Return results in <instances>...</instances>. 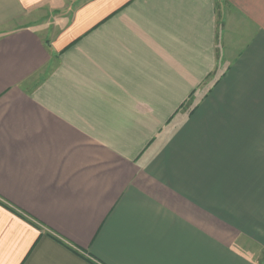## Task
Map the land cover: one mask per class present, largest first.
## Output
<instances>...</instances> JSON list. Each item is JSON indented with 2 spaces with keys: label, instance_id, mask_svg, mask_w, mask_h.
I'll return each instance as SVG.
<instances>
[{
  "label": "crops",
  "instance_id": "crops-1",
  "mask_svg": "<svg viewBox=\"0 0 264 264\" xmlns=\"http://www.w3.org/2000/svg\"><path fill=\"white\" fill-rule=\"evenodd\" d=\"M0 264H264V0H0Z\"/></svg>",
  "mask_w": 264,
  "mask_h": 264
},
{
  "label": "rangeland",
  "instance_id": "rangeland-1",
  "mask_svg": "<svg viewBox=\"0 0 264 264\" xmlns=\"http://www.w3.org/2000/svg\"><path fill=\"white\" fill-rule=\"evenodd\" d=\"M190 101H191V100H189L188 103H189ZM188 103H187V104H188Z\"/></svg>",
  "mask_w": 264,
  "mask_h": 264
}]
</instances>
